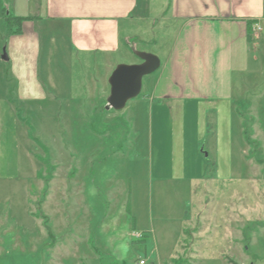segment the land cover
Here are the masks:
<instances>
[{"label":"rangeland","instance_id":"rangeland-1","mask_svg":"<svg viewBox=\"0 0 264 264\" xmlns=\"http://www.w3.org/2000/svg\"><path fill=\"white\" fill-rule=\"evenodd\" d=\"M148 1L151 18L134 26L142 38L126 34L131 48L106 56L73 50L61 28L42 21L31 52L12 48L1 15L7 5L14 14L17 0H0V106L12 108L0 133V264H264V67L236 92L235 123L246 139L233 162L215 171L209 111L184 173L167 141H148L146 87L162 74L178 26L163 19L170 0ZM132 49L163 65L124 109H106V63H140ZM33 78L42 95H21Z\"/></svg>","mask_w":264,"mask_h":264},{"label":"crops","instance_id":"crops-1","mask_svg":"<svg viewBox=\"0 0 264 264\" xmlns=\"http://www.w3.org/2000/svg\"><path fill=\"white\" fill-rule=\"evenodd\" d=\"M23 1L20 7L14 3V14L33 16V19L24 21L21 34L6 36L5 31L1 33L12 48L22 51L25 48L26 55L32 50L31 42L39 39L40 31L37 33L35 28L40 29L38 22L41 21L48 28L49 24L51 29L61 28L60 34L68 37L73 50L110 56L120 50L122 44L127 43V49L131 48V37L126 34L142 38L144 32L134 30V26L151 18L148 0ZM142 2L146 3L145 9ZM25 3L27 7L22 8ZM33 3L41 10L37 15L27 13L32 10ZM6 8L11 12L8 5ZM163 19L178 21L177 42L165 59L162 74L146 87L143 104L149 117L148 141L152 147L162 146L167 141L169 160L181 163L185 173L188 155H199L210 120L208 112L214 111L218 163L215 171H220V164L232 163L240 140L246 139L245 130L235 123L236 92L249 84L253 72L257 75L264 67V0H170L169 14ZM250 22H253L252 40L248 36ZM256 25L261 30L255 32ZM26 32L28 38L20 45ZM38 51L41 55V47ZM54 51L55 48H50L49 54L53 55ZM92 66L98 65L94 62ZM106 66L109 71L105 80L108 81L115 65L108 62ZM20 78L23 84L26 78ZM21 89V95L29 97L43 92L35 78L29 87L25 85ZM109 93L104 91L102 95L107 97ZM7 105L0 106V133L5 131L2 117L12 114L11 106ZM134 109L137 116V109ZM136 121L138 124V119ZM187 147H190L188 153ZM202 152L207 153L205 146ZM198 177L192 176L193 179Z\"/></svg>","mask_w":264,"mask_h":264},{"label":"water","instance_id":"water-1","mask_svg":"<svg viewBox=\"0 0 264 264\" xmlns=\"http://www.w3.org/2000/svg\"><path fill=\"white\" fill-rule=\"evenodd\" d=\"M133 52L141 62L120 63L115 67L109 77L110 93L106 109H124L129 100L140 95L144 77L157 71L161 66V60L157 55L136 49ZM3 58L8 59L6 54Z\"/></svg>","mask_w":264,"mask_h":264},{"label":"trees","instance_id":"trees-1","mask_svg":"<svg viewBox=\"0 0 264 264\" xmlns=\"http://www.w3.org/2000/svg\"><path fill=\"white\" fill-rule=\"evenodd\" d=\"M2 21H3V25L5 27V33L6 36H10V35H17V34H21L23 32V23L24 21L28 20V19H33V16H20V15H15L13 13H11L10 11H8V9L6 7L2 8V15H1ZM253 22H250L249 26H250V30L248 31V36L249 39L252 40L253 39V30L251 28ZM214 165V168L216 167V163L213 162L212 163Z\"/></svg>","mask_w":264,"mask_h":264},{"label":"built area","instance_id":"built-area-1","mask_svg":"<svg viewBox=\"0 0 264 264\" xmlns=\"http://www.w3.org/2000/svg\"><path fill=\"white\" fill-rule=\"evenodd\" d=\"M259 30H261V27H260L259 25H256L255 28H254V31L257 32V31H259ZM140 263H141V264H144V261L141 260Z\"/></svg>","mask_w":264,"mask_h":264}]
</instances>
